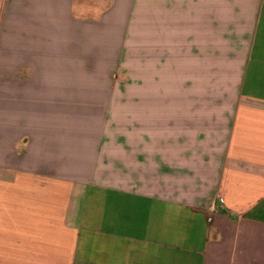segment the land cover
<instances>
[{"label": "crops", "instance_id": "obj_1", "mask_svg": "<svg viewBox=\"0 0 264 264\" xmlns=\"http://www.w3.org/2000/svg\"><path fill=\"white\" fill-rule=\"evenodd\" d=\"M104 5L0 0V264H264V0Z\"/></svg>", "mask_w": 264, "mask_h": 264}, {"label": "rangeland", "instance_id": "obj_2", "mask_svg": "<svg viewBox=\"0 0 264 264\" xmlns=\"http://www.w3.org/2000/svg\"><path fill=\"white\" fill-rule=\"evenodd\" d=\"M104 8H107L110 0H101ZM105 15V14H104ZM103 15V16H104ZM90 15H86V71L93 69L105 70L110 73L109 78H100L107 81L106 84L144 86V45L127 46L119 45L121 40L116 39L117 31L98 28V24L92 23ZM103 18V17H102ZM106 17L104 18L105 21ZM144 23L139 20V23ZM101 26H104L102 23ZM106 26V24H105ZM142 32H138L137 41ZM106 37L112 44L90 45L91 38L97 36ZM113 36V38L111 37ZM144 37V36H143ZM99 53V55H98ZM98 56V58H96ZM104 83V82H102Z\"/></svg>", "mask_w": 264, "mask_h": 264}]
</instances>
